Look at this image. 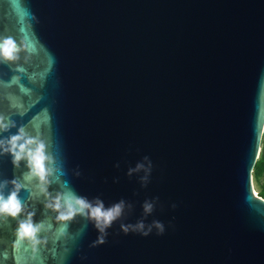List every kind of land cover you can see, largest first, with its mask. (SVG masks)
Returning a JSON list of instances; mask_svg holds the SVG:
<instances>
[{
	"label": "water",
	"instance_id": "95a60500",
	"mask_svg": "<svg viewBox=\"0 0 264 264\" xmlns=\"http://www.w3.org/2000/svg\"><path fill=\"white\" fill-rule=\"evenodd\" d=\"M0 35V264H264V0H0Z\"/></svg>",
	"mask_w": 264,
	"mask_h": 264
},
{
	"label": "clouds",
	"instance_id": "9594fccd",
	"mask_svg": "<svg viewBox=\"0 0 264 264\" xmlns=\"http://www.w3.org/2000/svg\"><path fill=\"white\" fill-rule=\"evenodd\" d=\"M15 51V45L11 40H4L0 43V59H3L4 61H12L14 59ZM10 145V153L13 151L23 153L25 150L24 145H20L19 148H17L15 137L11 139ZM27 156L35 175H37L42 181L44 179V167L41 149L37 148L35 153L29 152L27 153ZM20 159L21 157L19 155H14V160L19 161ZM76 204L78 206L77 210L81 212L84 209L89 208V205L82 200H77ZM58 207L59 204L56 205V208ZM102 207L103 205L101 203L100 206L92 208L89 215L91 218H94L98 224L102 220L103 224L107 225L113 220L119 206H117V209L109 211H102ZM20 212L21 205L17 201L15 192L9 194L6 200H0V214H6L11 218H15ZM68 213L69 215L73 214V209L71 207H69ZM36 231L37 229L34 228L31 223H21L17 231V238L21 240H31L35 236Z\"/></svg>",
	"mask_w": 264,
	"mask_h": 264
},
{
	"label": "rangeland",
	"instance_id": "374dc122",
	"mask_svg": "<svg viewBox=\"0 0 264 264\" xmlns=\"http://www.w3.org/2000/svg\"><path fill=\"white\" fill-rule=\"evenodd\" d=\"M264 141V127L262 131L259 151L257 155V160L253 166L251 172V188L253 190V194L258 196L264 200V154L261 156V148L262 142Z\"/></svg>",
	"mask_w": 264,
	"mask_h": 264
},
{
	"label": "snow or ice",
	"instance_id": "6c2138e0",
	"mask_svg": "<svg viewBox=\"0 0 264 264\" xmlns=\"http://www.w3.org/2000/svg\"><path fill=\"white\" fill-rule=\"evenodd\" d=\"M5 39L11 40L10 37H5L4 35H0V41H3V40H5ZM2 109H3V105L0 104V111H2ZM11 136H12L13 138L15 137V135H11ZM250 167H251V164H249V169H250ZM15 194H16V193H15ZM16 198H17V201L20 203L21 201L18 199V194H16ZM3 199H4V197H3V196H0V200H3ZM16 217H17V216H16ZM16 217L13 218V220H15ZM31 224H32V223H31ZM32 226H33V224H32ZM66 226L71 227L70 225H66ZM17 231H18V229H17ZM13 242L18 243V241L16 240L15 237L13 238Z\"/></svg>",
	"mask_w": 264,
	"mask_h": 264
},
{
	"label": "trees",
	"instance_id": "16d2710c",
	"mask_svg": "<svg viewBox=\"0 0 264 264\" xmlns=\"http://www.w3.org/2000/svg\"><path fill=\"white\" fill-rule=\"evenodd\" d=\"M261 156H263L264 154V141L262 142V148H261ZM261 192H264V191H261Z\"/></svg>",
	"mask_w": 264,
	"mask_h": 264
},
{
	"label": "bare ground",
	"instance_id": "6f19581e",
	"mask_svg": "<svg viewBox=\"0 0 264 264\" xmlns=\"http://www.w3.org/2000/svg\"><path fill=\"white\" fill-rule=\"evenodd\" d=\"M252 187V186H251Z\"/></svg>",
	"mask_w": 264,
	"mask_h": 264
}]
</instances>
